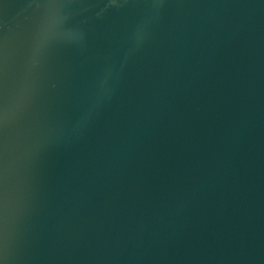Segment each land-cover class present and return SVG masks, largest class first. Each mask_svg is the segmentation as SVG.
<instances>
[{"label": "water", "instance_id": "obj_1", "mask_svg": "<svg viewBox=\"0 0 264 264\" xmlns=\"http://www.w3.org/2000/svg\"><path fill=\"white\" fill-rule=\"evenodd\" d=\"M0 264H264V0H0Z\"/></svg>", "mask_w": 264, "mask_h": 264}]
</instances>
